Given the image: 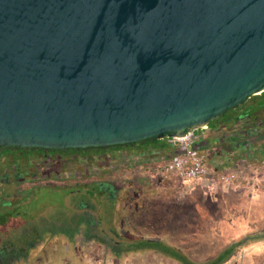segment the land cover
<instances>
[{
    "label": "water",
    "instance_id": "water-1",
    "mask_svg": "<svg viewBox=\"0 0 264 264\" xmlns=\"http://www.w3.org/2000/svg\"><path fill=\"white\" fill-rule=\"evenodd\" d=\"M262 92L264 0H0V146L181 138Z\"/></svg>",
    "mask_w": 264,
    "mask_h": 264
},
{
    "label": "rangeland",
    "instance_id": "rangeland-1",
    "mask_svg": "<svg viewBox=\"0 0 264 264\" xmlns=\"http://www.w3.org/2000/svg\"><path fill=\"white\" fill-rule=\"evenodd\" d=\"M260 97V94L253 96L251 101L257 102ZM224 122L225 119H222L220 124L226 126L228 135L237 132L233 129L245 125L244 121L239 120L235 127L236 121L230 124ZM246 136H236L237 139L218 143L208 152L210 164L217 169H226L234 167L244 158L249 162L262 158L264 132ZM142 165V168L128 166L123 174L121 171H110L107 175L110 180L122 185L119 194L114 196L115 214L112 220L120 233L126 235L118 238L122 246L136 243L142 238L159 239L178 248L195 262H203L218 255L227 245L241 241L242 244L221 264H264V200H259L264 199V193L255 198L246 189L216 187L206 190L199 184H185L175 175H153L146 170L147 161ZM70 197L72 194L66 188H38L36 197L23 206L22 218L35 219L40 214L53 213L56 205L61 214L59 211L54 213H59L61 219L67 218L70 212L76 215L74 209L71 211L70 206L75 208V204ZM105 197H108L107 194L102 196L96 193L89 202L97 204ZM254 199L263 204L254 202ZM111 211L110 206L106 205V213L110 214ZM96 213L92 205L86 216L97 219ZM6 240L0 237L1 249ZM81 241L87 244L85 239ZM53 246H46L44 252L40 250L39 257L31 260L34 262L29 261L30 264H56L61 254L66 258L65 261L59 260L58 264H182L157 249L120 251V254L115 253L120 261L111 258L101 261L99 251L90 249V246L83 247L75 242L71 252L65 251L61 244L57 248ZM76 251L79 254L76 255ZM84 253L90 257L86 258Z\"/></svg>",
    "mask_w": 264,
    "mask_h": 264
},
{
    "label": "flooded vegetation",
    "instance_id": "flooded-vegetation-1",
    "mask_svg": "<svg viewBox=\"0 0 264 264\" xmlns=\"http://www.w3.org/2000/svg\"><path fill=\"white\" fill-rule=\"evenodd\" d=\"M226 113L218 121L211 123L207 130L199 133L200 147L212 150L224 140L264 132V103L259 105L258 101L253 102L249 98L243 106ZM222 119H225V124L236 121L234 127L238 120L244 121L245 125L240 129H233L237 132L228 135L226 126L220 124ZM153 140L107 148L66 150L0 146V237L7 239L0 249V264H25L30 258H38L39 251H46V246L52 244L56 248L61 244L67 252L72 251L75 242L83 247L90 246V249L99 251L101 261L109 258L120 261L115 253L138 250L129 243L123 247L122 241L118 239L126 236L114 225L115 221L112 222L115 214L114 196L119 194L122 185L110 180L107 175L110 171H121L123 174L128 166L142 168L146 161L149 165L157 157L166 158L171 155L158 150L155 146L157 141ZM248 144L249 142L246 146ZM38 188L68 189L75 204V208L70 206L71 211L74 209L76 215L70 212L67 218L61 219L59 213H54L59 211L61 214L56 205L53 213H43L35 219L22 218L23 206L36 197ZM96 193L102 196L107 194L108 197L97 204H91L89 199ZM92 205L96 209L97 219L86 216ZM106 205L112 210L110 214L106 213ZM7 215L10 217L6 218ZM81 239H85L87 244ZM75 254L79 252L76 251ZM84 255L86 258L90 257L88 253Z\"/></svg>",
    "mask_w": 264,
    "mask_h": 264
},
{
    "label": "built area",
    "instance_id": "built-area-1",
    "mask_svg": "<svg viewBox=\"0 0 264 264\" xmlns=\"http://www.w3.org/2000/svg\"><path fill=\"white\" fill-rule=\"evenodd\" d=\"M205 130L192 131L181 138H168L174 151L169 157L156 158L146 170L153 175H175L185 184H199L206 190L250 188L256 194L264 193V157L254 162L244 158L232 168L217 169L208 160L210 150L198 145L199 133Z\"/></svg>",
    "mask_w": 264,
    "mask_h": 264
},
{
    "label": "trees",
    "instance_id": "trees-1",
    "mask_svg": "<svg viewBox=\"0 0 264 264\" xmlns=\"http://www.w3.org/2000/svg\"><path fill=\"white\" fill-rule=\"evenodd\" d=\"M260 96L261 97L258 100V104L262 105L264 103V92H262L260 94ZM229 114H230V112L226 113L225 116H227ZM225 116L223 118H225ZM151 140L152 139H150L148 141H151ZM153 141L159 142L161 140H153ZM13 241H15V239ZM240 244H242L241 241L240 242H233V243L227 245L224 249H222V251H220L218 253V255H216L215 257H213L207 261H203V262H195L192 258H190L184 252L180 251L178 248H176V247H174L168 243H165L164 241L159 240V239L142 238L139 241H137L136 243H130V246L135 247L137 249H145V248L146 249L147 248L148 249H157L160 252L179 260L182 264H221L222 262L227 260L234 253V251L237 249V247ZM0 249H1V247H0Z\"/></svg>",
    "mask_w": 264,
    "mask_h": 264
},
{
    "label": "crops",
    "instance_id": "crops-1",
    "mask_svg": "<svg viewBox=\"0 0 264 264\" xmlns=\"http://www.w3.org/2000/svg\"><path fill=\"white\" fill-rule=\"evenodd\" d=\"M155 146L157 147V149L158 150H161V151H163V152H168L169 150H171V149H173L172 148V145L169 143V139H164V140H161V141H159V142H157L156 144H155ZM247 191H248V194L249 193H251V195L252 196H254L255 198L256 197H258V195H261V194H256V193H254L252 190H250V188H248V189H246ZM255 200V199H254ZM260 201H262L263 202V200L264 199H259ZM259 202L260 203V201H258V200H255L254 202ZM260 203V204H263V203ZM249 215H250V213H249ZM250 219V218H249ZM252 219V218H251ZM66 258V257H65ZM65 258L63 257V254H61V256H59L58 255V258H57V263L56 264H58L59 262V260L60 261H65ZM32 259L30 258V260L29 261H31ZM27 262V263H25V264H30V262ZM31 262H34V260L33 261H31ZM251 264H254V263H251Z\"/></svg>",
    "mask_w": 264,
    "mask_h": 264
}]
</instances>
